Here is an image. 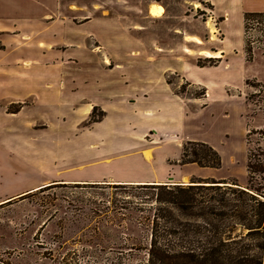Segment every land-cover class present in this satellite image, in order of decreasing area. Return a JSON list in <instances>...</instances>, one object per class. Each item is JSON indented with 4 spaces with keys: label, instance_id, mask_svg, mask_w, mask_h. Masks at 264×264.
<instances>
[{
    "label": "rangeland",
    "instance_id": "374dc122",
    "mask_svg": "<svg viewBox=\"0 0 264 264\" xmlns=\"http://www.w3.org/2000/svg\"><path fill=\"white\" fill-rule=\"evenodd\" d=\"M152 4L163 8L161 18L149 15ZM251 5L264 10V0H251ZM213 11L209 0H0V108L18 112L28 106L26 113L11 121L0 116L3 150L10 153L9 157L31 163L37 154L27 143L32 135L39 143L49 142L52 176L72 164L82 165L74 169L81 176L91 172L139 175L124 165L110 169L86 164L95 153L93 160L113 153L122 154L114 163L129 161L126 154L137 143L134 125L129 128L131 134L115 129L108 136V144L89 146L98 130L95 123L105 117L93 105L96 79L124 80L126 83L118 85L116 92L145 95L152 108L146 117H139L147 132L137 139L147 144L164 143L162 152L168 156L179 153L176 143H185L188 136L210 144L216 141V135L228 130L226 138L221 134L217 141L236 147L235 157L228 153L234 162L225 166V174L220 171L214 178L191 181L219 187L194 190L196 201L220 207L219 200L224 197L231 203L236 195L230 190L246 189L250 177L251 186L260 189L264 200V172L255 171L264 167V13L238 12V19L228 14V22L226 14L217 16ZM229 27L236 31L232 37L224 35ZM191 34L202 42L211 37L217 46L225 45L224 38H228L237 45L233 52L244 55L250 77L243 90L233 92L228 106L220 101L221 108L202 111L204 101L199 99L206 98V89L186 87L180 78L166 73L164 68L171 63L165 65L156 57V46L176 43L182 54L183 39L187 41L190 36L185 35ZM192 38L194 43H202ZM183 51L192 53L187 48ZM196 61L200 66L217 64L212 59ZM175 84H180L179 106L167 108L169 85L175 88ZM9 99L19 102L10 105ZM237 103L242 106L241 114ZM224 107L229 112L228 121L222 118ZM127 116L137 121L136 115ZM23 118L30 119L33 129L23 127ZM38 146L34 147L41 151ZM149 150L145 152L148 159ZM188 152L204 155L203 148L196 145L189 146ZM249 161L253 168L250 173ZM13 167L17 168L15 172L0 174L1 193L20 189L28 180L26 168L22 171L19 165ZM3 168L9 166L4 164ZM153 193L157 192L136 185L55 182L26 198L6 202L0 209V264L141 263L147 257L150 231L148 222H144L148 205L143 201L145 195ZM153 205L151 218L161 207L159 203ZM133 237L137 248L129 255L124 248Z\"/></svg>",
    "mask_w": 264,
    "mask_h": 264
},
{
    "label": "crops",
    "instance_id": "0c3cea01",
    "mask_svg": "<svg viewBox=\"0 0 264 264\" xmlns=\"http://www.w3.org/2000/svg\"><path fill=\"white\" fill-rule=\"evenodd\" d=\"M210 4L213 6L215 13L217 16H222L226 14V20L229 22V15L231 17L239 18V13H264V10H259L256 6L253 7L251 5V0H209ZM194 12L197 11V8L193 9ZM213 11V12H214ZM239 12V13H238ZM161 18V17H160ZM159 19V18H155ZM226 23V22H225ZM233 34H236V31L232 29L226 28L224 30V35L226 37H232ZM190 37H196L202 42V38L195 34L185 35ZM210 41L202 42L201 44L194 43L192 41H184V46H181V53L179 54V44H175L174 46L160 45L156 46V57L159 58L160 62L166 63L170 62L171 65L169 68H164L166 73L174 74L177 78H180L181 82H185L186 87H198L202 89H206V98L199 99L200 101H204V107H202V111H206L210 109V107H220V106H228V102L231 98H233V92L238 93L243 90L246 78L250 77V73H246V64L244 55L239 52L236 54L233 52V48H236V43L231 42L228 38H224L227 43L225 45H213ZM187 48L192 53L187 54L184 53V49ZM205 51L209 53H220L219 58H205L199 55L200 52ZM151 58V57H149ZM206 60L212 59L217 62L216 65L213 66H200L197 64L196 60ZM163 64V63H162ZM119 64H116V66ZM105 67H108L106 65ZM111 67V66H110ZM96 87L94 88L95 95H97L94 104L96 107L100 108L105 117L100 122H97L96 126H98V130L95 132L93 137V142L89 146H95L99 144H108V136L110 132L115 131V129H121L124 133L128 132L131 134V130L129 129L131 125H134L135 128L133 130L136 131L135 140L136 144L133 146V150L126 155L129 159L124 163H114V161H119L118 159L122 154L116 155L111 153L109 156H106L102 159L93 160L96 157L97 153L94 154V157L87 161L88 165H104L110 169H121L119 166L124 165L125 167L136 171L139 173L137 176H123V175H114L105 174L101 175L100 173H95V175L91 172V174L81 176L75 168L82 167L81 164L76 165L72 164L70 167H66L62 170L56 171L55 175H51L50 172V151L48 150L49 142L41 141L40 143L35 141L34 137L30 135L29 141L27 143L30 144L32 151L37 154L34 155V160L31 163H25L19 161L16 157H9V152L3 150L5 145H2V130L0 127V158L1 154L5 151V157L0 159V174L2 173H13L17 170V168L13 167V165H19L20 169L23 171L26 168L28 172V177L26 183L20 189H10L6 192H0V209L4 208L6 205L12 201H15L18 198H26V196H30L35 192H39L40 190H44L50 187L51 184L55 182H63L65 184H73V183H87V184H104L109 183L113 185H145V184H156V185H186L190 184L192 180H206L214 178L218 174L224 172L225 166L229 163L234 162L235 158L230 157L233 155L234 157L237 155L236 147H230L231 144H224V142H218L219 136L223 134L224 138H226L227 131L220 132L215 136L216 141L214 143H206L202 141L192 140L191 136L186 138L185 143H176L177 148L179 149V153H176L172 156H168L164 152H162V144L155 145L153 143L140 142L137 138H143L146 136L147 127L142 125L139 117H146L148 113H151V109L148 105H151L146 101L145 95H139L136 93H132L130 91H123V93L116 92V88L120 84L126 83L124 80H113L99 77L95 81ZM176 85V84H175ZM180 84H177L174 87L169 85V95L168 102L166 107L178 109V97L177 88H179ZM174 88V89H173ZM230 92V96L228 94ZM133 99V100H131ZM220 101H223L224 104L220 105ZM19 102L18 100L9 99L7 104H13ZM155 103H153L154 105ZM91 105V106H93ZM237 107L239 109V114L242 113V106L240 103H237ZM28 106H24L18 112L11 113L6 112V106L0 108V116L5 118L8 121L16 119L20 117L22 114L26 113ZM183 109V107H180ZM221 108V107H220ZM224 113L222 114V118L228 121L229 112H227V108L224 107ZM89 110V109H88ZM184 110V109H183ZM128 114L136 115L137 121L133 120L134 118H128ZM113 116L115 117L113 119ZM23 117V116H22ZM240 117V116H238ZM123 118H127L123 119ZM22 122L23 127L30 131L33 129L32 122H30L29 118H23ZM140 120V121H139ZM104 122H109L111 124L104 125ZM11 125V124H10ZM104 125V126H103ZM13 126V125H11ZM10 127V126H7ZM142 131L144 134H142ZM222 136V135H221ZM159 137V136H158ZM191 137V138H189ZM187 142L194 143H203L210 146L215 150L219 157L220 164L217 167H208L204 165H200L198 163H180V158L182 154L183 146ZM38 144H40L38 146ZM42 147L41 151H37V148L34 146ZM154 145V146H153ZM240 150L242 149L241 146ZM152 149L151 154L149 155V159L145 152L150 151ZM242 152V151H241ZM228 153L230 156L228 157ZM15 159V160H14ZM231 159V160H230ZM124 160V159H123ZM16 161V163H13ZM231 161V162H230ZM168 163H172L173 166H169ZM8 165L9 168H3V165ZM123 166V167H124ZM146 167L148 168V172H145ZM226 170V169H225ZM6 171V172H4ZM220 172V173H219ZM225 174V172H224ZM185 180L187 182H185Z\"/></svg>",
    "mask_w": 264,
    "mask_h": 264
},
{
    "label": "trees",
    "instance_id": "16d2710c",
    "mask_svg": "<svg viewBox=\"0 0 264 264\" xmlns=\"http://www.w3.org/2000/svg\"><path fill=\"white\" fill-rule=\"evenodd\" d=\"M191 145L201 146L204 155L189 154ZM192 162L208 167L220 164L217 153L210 146L187 142L183 146L180 163ZM251 166L249 161V173L253 169ZM255 171L264 172V167L259 166ZM136 187L152 189L157 193L145 195L143 201L148 205L144 209L148 212L144 222H148L150 229L147 257L134 264H263L264 200L260 198L263 197L260 189L251 186V177L246 189L230 190L236 195L231 203L224 197L219 200L220 207L208 205V201H196L193 192L218 189L217 186L145 184ZM157 203L161 207L155 209L157 213L151 218L153 204L156 206ZM134 241L135 237L125 245L124 250L129 255H133V250L137 248ZM119 252L116 255L120 257Z\"/></svg>",
    "mask_w": 264,
    "mask_h": 264
},
{
    "label": "bare ground",
    "instance_id": "6f19581e",
    "mask_svg": "<svg viewBox=\"0 0 264 264\" xmlns=\"http://www.w3.org/2000/svg\"><path fill=\"white\" fill-rule=\"evenodd\" d=\"M197 7V6H196ZM163 14V8L158 5V4H152L149 6V15L153 18H159L161 17ZM187 41H192L195 42V40L190 37L189 39L187 38ZM200 56L205 57V58H219L220 55L219 53H209V52H205L202 51L200 52Z\"/></svg>",
    "mask_w": 264,
    "mask_h": 264
},
{
    "label": "built area",
    "instance_id": "2783aa9c",
    "mask_svg": "<svg viewBox=\"0 0 264 264\" xmlns=\"http://www.w3.org/2000/svg\"><path fill=\"white\" fill-rule=\"evenodd\" d=\"M205 95V94H204Z\"/></svg>",
    "mask_w": 264,
    "mask_h": 264
}]
</instances>
